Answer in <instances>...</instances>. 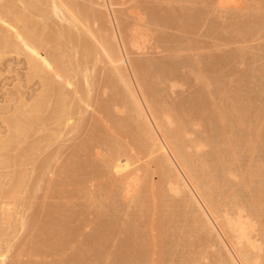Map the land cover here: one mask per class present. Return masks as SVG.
<instances>
[{"label":"rangeland","instance_id":"374dc122","mask_svg":"<svg viewBox=\"0 0 264 264\" xmlns=\"http://www.w3.org/2000/svg\"><path fill=\"white\" fill-rule=\"evenodd\" d=\"M34 1L30 0V2ZM71 1L78 3L77 6L81 5V8H87L91 15L99 20L98 23L95 22L96 24L92 23V26L94 31L97 29L96 33L100 32L103 39H105L104 35L107 36L106 40L111 37V30L117 28L116 24L118 25L116 33L121 34L124 42L127 41L128 44L133 39H137V47L127 46L128 53L133 63L139 64L138 67L141 66L138 68L139 79L150 95V102L156 104L159 110H164V118L170 121L168 130L178 139L179 137L183 139L186 145H191L187 149L189 152L204 158L207 156L205 165L209 174L217 177V181L220 182L221 167L223 162L227 161L226 156L234 151L232 146L238 143L241 147L243 144V150L236 145L240 154L232 155V159L235 157L239 160L233 163V166L235 165L233 169L239 174H236L235 179L232 178L234 176L229 177L230 181L236 185L232 190L229 188H222L224 189L222 190L217 185L213 187H217L214 189L218 190L215 191L217 195L220 190L223 194L225 193L224 195L235 193L236 203L244 206L253 217H258L259 223L264 226V134L258 135L257 139L256 132L252 128L248 136L249 143L253 142V144L249 146L250 148L248 147L249 149L247 147L245 149L244 146L248 142L245 138L247 134L241 132L245 136L239 133V136L243 137H238L235 132L236 138L228 146L224 134L229 130V122L227 123L225 119V122L221 123L217 119L216 108L221 105L220 94L227 92L228 97L235 94L243 100L250 99V118L257 110H263L261 117L264 118L263 2L261 3L260 0H244V2L243 0H104L107 6L103 7L99 5L100 2L102 3L99 0ZM102 7L107 10L105 11ZM42 8L47 10L48 5ZM35 19L36 27L33 31H36L35 41L38 42L40 37L47 38L46 43L50 40L49 46L46 43V45H40L36 42L37 55L45 63L50 59H56L57 55L64 54L60 60L69 73L67 75H71L73 81L69 78V85L66 84L68 87L63 86V88L70 94L79 86L78 89H80L75 92L84 93L82 77L80 75L74 77L76 71L69 68L72 62H75L73 60L75 50L69 47H57V43L54 42L57 37L53 30L55 20L41 31V22L38 18L35 17ZM18 31L21 32V29L19 28ZM87 39L92 41L90 38ZM63 48L66 50L64 51ZM8 51L0 57V137L9 135L5 124L6 118L13 117L20 109H29L30 105L38 104L47 95L45 99L47 110L42 115L44 116L43 124L39 123L36 133L24 141L25 147L33 146L41 141L44 144L42 150L35 155V159L25 170L26 177L21 191L25 193L32 191L33 197L26 198L31 202L27 214L35 222L36 228L41 225V228H48V230H43L46 232L47 239L43 237L44 240L40 241L43 239L42 235L37 238L32 226L28 225L22 229L16 223L22 200V197L18 196L17 206L12 211L11 219L7 220L0 231L2 233L0 257L5 255V264L18 262L26 264L27 261L35 259L36 249H41L42 257L34 260L39 264H73V262H76L75 264H191L200 253H203L205 258L198 264H214V255L217 254L214 253L215 248L208 245L210 243L204 242L205 235L201 228L194 224L193 214L184 207L183 197L170 193L167 185L162 187V184H165L162 181L159 183L160 186L147 185L149 176L144 177L146 173L144 171L153 158L144 145L139 148L134 142L138 134L130 116L131 112L129 113V109L132 108L131 106L124 108L125 99L122 89L111 68L100 60L98 63L93 62L95 65L92 63V76L89 78L90 84L86 90L88 99L82 113L79 114L76 111L74 112L76 114L72 113L73 115L68 119L65 115V120L67 119L68 122H63L59 126L61 134L53 140H48L50 135L57 131L58 124L51 118L50 109L53 110L56 106L57 97L54 93L56 89L59 90L62 87V83L55 79L54 73L46 75L44 82L42 75L33 73L24 53L13 52L12 49ZM89 58L90 56L88 60ZM152 63H156V66ZM191 70L193 75L196 74L195 78L190 73ZM197 76L200 78L196 79ZM212 79L217 80L211 85ZM212 92L214 97H211ZM69 97L72 98L70 95ZM206 98L210 99L209 102ZM206 105L208 107H205ZM79 117L80 123L78 121L76 123ZM227 118L229 121V117ZM75 123L79 127L73 129V125L76 127ZM243 129L245 131V128ZM197 138L204 139L209 146L194 148ZM238 141L243 143L240 144ZM136 148H139L137 150L140 154L135 150ZM112 151L114 154L111 153ZM133 151H137L140 157L138 160L141 165L137 169L132 166L131 157L126 155L134 154ZM122 154H125V157L120 156ZM10 155H13V152ZM249 158L251 159L248 160ZM248 161L250 164L253 163V166L249 165L245 168L249 170L256 167L258 175L263 178L258 176L256 179H246L247 176L245 178L243 174L246 175L248 171L244 168L247 172L242 174L239 170L243 168L241 164L245 163L244 166H247ZM71 167L74 168V174L70 176L72 175L71 178L76 180L72 181L73 188L68 177ZM121 167L136 169L137 174L133 175L135 182L131 187L127 182L128 178L115 177L117 176L116 168ZM239 175L242 176L243 179L240 177L242 181H239L237 177ZM100 178L107 183L106 193L97 192L99 189L96 188L100 186H96V181ZM4 180L6 181V178ZM152 180L155 182L158 179L152 177ZM250 180L253 183L250 184ZM259 183L260 188L257 185ZM92 186L96 189L94 194L89 192ZM101 186L102 189L99 192L103 190L104 185ZM157 187H162L163 192ZM136 188L138 193L135 194ZM88 194L94 197L90 198ZM134 194L141 196H136L135 199L138 198V200H135ZM89 198L92 200L89 201ZM258 204L262 208L256 213L255 208ZM98 222L100 223L97 224ZM255 223L254 226L264 229L259 223L257 224V221ZM92 229L95 231L91 232ZM90 232L91 238L87 236ZM95 235L96 238L92 240ZM84 237H88L91 241ZM34 238H37L40 244H37L38 241ZM83 239L88 241L84 242ZM187 246L191 249L188 250ZM191 252L193 254H190ZM120 255L122 257L126 255L125 260Z\"/></svg>","mask_w":264,"mask_h":264},{"label":"bare ground","instance_id":"6f19581e","mask_svg":"<svg viewBox=\"0 0 264 264\" xmlns=\"http://www.w3.org/2000/svg\"><path fill=\"white\" fill-rule=\"evenodd\" d=\"M99 1H102V3H103L102 4L100 2V4H99L100 6H103V7L107 6V5H105L106 2L104 3V0H99ZM44 2H43V0H35L34 2H30V0H0V57L3 54L8 53L9 49H12L13 52H17V53L22 52L25 54V56L29 60V64H30V67H31L33 73L35 72L37 75H42L41 77H42V80H44V82L46 81V79H45L46 75L54 73L53 75L55 76V79L59 83H62V87L59 90L56 89L57 91H55V93H54L55 96L57 97L56 103H55L56 106L53 110L50 109L51 118L58 124L57 131L52 133L50 135V138H48V140H53L61 134V130H60L59 126L63 122H65V123L68 122L67 119H68V117L73 115L72 113H74L76 111L79 114L82 113V111L84 109L83 106L85 105V103L88 99V92L86 90L90 84L89 78H91L90 76H92L93 64L96 62L98 63L99 60L101 62L103 61L104 64L108 65L111 68V71L113 72L114 77L117 79L118 83L120 84V87H121L122 93H123V97L125 99L124 108L130 107V106L132 108V109H129L130 110L129 113L130 112L132 113V115L130 113V116L136 125L135 129H137L138 136L135 138V141H134V142H136V144H138L136 146L137 147L139 146V148H141L140 146L144 145V147L147 148L148 151L150 152V153L149 152L148 153L151 155V158H153V161H151V163H148V165L145 168L146 171H144V172H146L144 177L147 178L149 176V180H148V182H146L147 185L152 186V184H155V185L160 186L159 183L163 182L165 184L164 185L162 184V187L167 185V189L170 193H172L174 195H181L183 197L184 207L191 214H193V217L195 218L194 220L192 219L194 224L199 226L201 228L202 233L205 235L206 241L204 240V242L210 243L208 245L215 248L214 253L216 252L217 254L214 255L215 256V258L213 259L214 264H264V229H261L260 227L254 226V225H256L255 221H257V224L259 223V220H258L259 218L257 217L258 218L257 219L255 217H253V215L249 214L246 211L244 206L236 203V194L235 193H232L230 195H224L225 193L223 194L222 191L220 190L219 191L220 193L218 192V195L220 196V194L222 193L224 196L221 194L220 198H218L219 196L216 193L218 190L217 191L214 190L217 187H213V186L217 185V186H220L219 189L229 188L232 190L233 186L236 185V183L234 184L230 181L231 178L229 179V177L234 176L232 178L235 179L236 174H239L236 172L237 170L233 169V168H235V165L233 166V163L236 161L239 162V160H237L235 157H234V159H232V155L234 153H236L234 156L238 155L237 153L240 154V152H238V150H239L238 147L242 149L243 148V146H242L243 142L238 141V142H240V144H242L241 147L238 146V143H236V145L238 147H236V145L232 146V147H234L233 149L231 148L232 151L234 150L232 152V154L229 156L225 155L227 161L223 162L224 164L222 165V167H221L222 170L220 172V182L217 181V177L209 174L208 168L205 165V162L207 161V159H206L207 156L204 158L201 155H196L195 153L189 152L187 149L189 147H191V145L190 146L186 145V143L183 139H180V137L178 139L177 136L175 137V135H173V133L168 130V125L170 124V121L168 119L164 118V114H163L164 110H159V108H157L156 104L150 102V100H149L150 95L146 92L145 88L143 87V85L141 84V81L139 79L138 68L141 66L138 67L139 64H134L133 61L130 59L129 53H128L129 45H131L132 47H135V46L137 47V44H138L137 39H133L128 44L126 43L127 41L124 42L125 40L122 39V37L120 36L121 34L118 35L116 33L118 30L117 29L118 25L116 23L115 24H116L117 28L112 29V30L110 29L112 31V33L110 35L111 37L109 39L107 38V40H106L107 36L105 37V35H104L105 39H103L100 35V32H98L100 35V37H99L98 33H96L97 29H95L96 31H94L93 26H92V23H95L97 21L99 22V20L96 19L94 16H92L90 11L87 8H85V7L81 8L80 7L81 5L77 6L78 3L76 4L75 2H72L71 0H46ZM243 2H244V0H243ZM260 2L261 3L263 2V4H264V0H260ZM232 3H234V2H232ZM46 5H48V9L43 10L42 6H46ZM108 5H110V4H108ZM243 8H244V6H243ZM241 9H242V7H241ZM104 10L106 11L107 9L105 8ZM94 13H95V11H94ZM96 16H98V15H96ZM35 17L38 18L39 22H41V25H42L41 31H44V29L48 27V24L55 20L53 23L55 26V29H53V30H55V34L57 37L56 41H54L57 43V47H66V48L69 47V48H72V50L73 49L75 50V51L73 50L74 51V57H75L73 60H75V62H72V66H71L73 69L70 66H69V68L71 70H73L74 72L76 71L74 73L75 74L74 77H76L78 75H80L82 77V81L84 82L83 83L84 84L83 89H85V92H84V90H82V89L81 90L84 93H82L81 91L79 93H77L78 91L75 92L76 90L80 89V88L78 89L79 86L76 87L75 84H74V87H76L77 89L75 88L76 90L73 91L74 90V88H73V90H72L73 92L72 93L69 92L70 94H68V92L65 91V89L63 88V86L68 87V86H66V84L69 85L68 79L72 77L71 75H67L69 73L67 72L66 67L63 65L64 63L60 60L62 57H64L63 56L64 54L62 56L61 55L59 56L56 54L58 57L55 56V54H54V56L57 58L54 59L55 57L53 56L54 60L50 59L49 62L45 61V63H43L44 61L41 60L42 58H40V56L37 55V49H38L36 46L37 43L40 45L45 44L47 38L40 37L38 42L35 41L36 39L34 36H35L36 31L33 32L35 30V27H36ZM250 19H252V18H250ZM261 20H263V18ZM109 21H110V19H109ZM104 22H105V20H104ZM252 22H253V20H252ZM17 25H19L21 32L18 31L19 28H17ZM184 25L186 26V24H184ZM250 29H249V31H250ZM87 38H90L92 41H90ZM86 41H88V42L86 43ZM48 43L50 44V40H47V43H46L49 46ZM65 50L66 49H64V51ZM88 51H90V53H91V54L89 53L90 55L88 54ZM68 52L69 51H67V53ZM69 53H71V52H69ZM79 53H81V55ZM65 54H66V52H65ZM89 56H90V58L88 60ZM50 57H52V54H50ZM67 58H68V56H67ZM47 60H48V58H47ZM48 63H50V65H48ZM51 63H52V65H51ZM68 63H70V62H68ZM74 64H75V66L73 67ZM154 64L156 66V63H154ZM129 66H130V70H129ZM157 67H158V65H157ZM167 67H169V66H167ZM110 68H108V69H110ZM170 69H172V68H170ZM68 71H69V69H68ZM190 73H192V75L194 74L192 72V70L190 71ZM194 76H196V74L193 75V77ZM170 77H171V75H170ZM199 78H200L199 76L196 77V79H199ZM215 80H217V79H214V80L212 79V82H210L211 85L214 83L213 81H215ZM72 81H73V79H72ZM76 85H78V84H76ZM215 85L217 86L218 84H215ZM71 88H72V86H71ZM207 88L209 89V87H206V89ZM218 89H219V87H218ZM69 91H71V90L69 89ZM204 91H206V90H204ZM212 94H213V92H212ZM212 94H210V95H212ZM69 95L72 98H70ZM220 96L221 97H220L219 101H220L221 105L219 107H216L218 110V114H217L218 118L217 119H219V121L221 123L225 122V119H226L227 123L229 122L228 123L229 130L227 132H225V134H224L226 144L228 145L230 142L234 141L233 139L236 138L237 134H238L237 135L238 137H243V136H245V134H247L246 135L247 137L245 136V138H247L248 142H246V139L244 138L245 142L247 143V145L244 147H245V149H246V147H247V149H249L250 148L249 146L253 144L252 141H251L252 144L249 143L250 138L248 136L251 134L250 133L251 129L253 128V130H255L256 135H257V139H258V135H260L262 133L264 134V118H263V116L261 117V113L263 112V110H257L256 112H254V115L252 113V117L250 118L249 115L251 114V108H250V106H251L250 102L251 101L249 98L248 99L246 98L245 100H243L240 97L235 96V94L232 97H228L227 92H224V93L222 92L220 94ZM204 97H206V95ZM211 97H214V94ZM46 98H47V95H45L43 97L42 101H40L38 104H36V105L34 104V106L30 105L31 107L29 109H20L16 112V115H14L13 117H10L9 119L6 118L7 120L5 119V122H6L5 124H6V127L8 129L9 135L7 137H0V231H1V228L3 227V225L7 222V220L11 219L12 211H14L15 207L17 206L16 199L18 196H21L22 200L20 202L19 212L17 214L18 222H16V223L19 224L22 229H25L28 225L32 226V229L34 231H36L35 236H37V238H39V236H41V235H42V238L47 236L46 232H44L43 230H45V229L48 230V228H44V227L41 228V225L38 226V228H36L35 222L32 221V219H30L29 215L27 214V212L29 211V209L31 207V202H30V200L27 201V199H29L28 197H30V196L33 197L32 191H30L29 193H25V192L21 191L23 181L26 177L25 170L27 169V166H29L33 162V160L35 159V155L39 151H41L43 148V144H44L43 141H41L40 143H36L33 146H29V147L24 146V141L30 135L36 133V131L38 130L39 123L43 124L42 118H44V116H42V115H43V112L44 111L46 112V110H47L46 106H45V102H46L45 99ZM69 98L71 100H69ZM208 98H210L209 95H208ZM208 98H206L207 102H209L208 100H210ZM213 100H214V98H213ZM204 101H206V100H204ZM214 106H216V105H214ZM205 107H208V106L206 105ZM72 108H73V110H72ZM199 110H200V108H199ZM74 114H76V113H74ZM183 114H184V112H183ZM225 114H227V115H225ZM65 115L67 116L66 120H65ZM208 115H206V116H208ZM227 117H229V121H228ZM181 118H183V117H181ZM97 120H99V119H97ZM211 120H210V123H211ZM77 121L78 122L80 121V117H79V120H76L75 122L78 123ZM204 122H206V120ZM73 126H72L73 129L79 127L77 124H76V127H75V125H73ZM222 127L224 129V126H222ZM242 127L245 128V131H243L244 129ZM240 130H242V131H240ZM207 131H208V129H207ZM224 131H225V129H224ZM235 132H237V134H235ZM241 132H244L245 134L243 135ZM239 133L243 136H239ZM209 136H211V135H209ZM48 137H49V135H48ZM94 137H96V136H94ZM226 144L224 143V145H226ZM206 145L209 146L207 141H205L202 138H197V142L193 145V147L194 148H200V147L206 146ZM139 148H136L135 150H137V149L139 150ZM235 149L237 151H235ZM251 149H252V146H251ZM115 151H118V149H115ZM137 151H135V152L133 151L134 154H132V155L126 154L127 156L131 157V159H132L131 164H132V166H134V168L136 167V169L138 166L140 167V165H141V163L138 160V159H140V157L138 155L139 151L138 152ZM12 152H13V155H10V153H12ZM111 153H113V151ZM217 153H219V152H217ZM139 154H140V152H139ZM120 156L125 157V154H122ZM200 157H202V160H200ZM220 157H222V156H220ZM250 159L251 158H249L248 160H250ZM221 160H222V158H221ZM249 162L250 161H248L247 164ZM219 164H220V162H219ZM244 165H245V163L243 165L241 164V166L243 168L242 169H241V167L239 168L242 170V171L239 170L240 172H242V174H243V172H245L247 170V168H245V167H248L249 165L253 166V163H251V164L249 163L247 166H244ZM251 166L249 168H251ZM117 167H119V166H117ZM134 168H131V167H129V168H122L121 167L120 169L116 168L117 172H115V173L117 174V176H115V175L114 176L115 177L119 176V178H128L129 181H127V182L131 187L132 183L135 182V178H134L135 175L134 174H137L135 171L136 169H134ZM244 168L246 170H244ZM70 169H71V172L69 173V176H68V177H70V179L69 178L68 179L71 182L70 183L71 187L73 188L74 185L72 184L73 183L72 181H76V180H73L71 178V177H73L72 175L74 174V172H73L74 168L71 167ZM70 169H69V171H70ZM251 170H252V172H251ZM247 171H246L247 173L245 172L246 175L243 174L245 176V178L247 176L246 179H248V178L249 179H252V178L256 179L257 176L262 177V176L258 175L259 173H258V169L256 167H254V168L252 167L251 169H249ZM70 174H72V175L70 176ZM241 175L237 176L239 178V181H242V180H240V177L242 178ZM152 177H157L158 180H156L154 182V180H152ZM5 178H6V181L4 180ZM102 178H100V180ZM131 179L132 180L134 179V181H131ZM98 180L96 181V184H97L96 186H98V187L100 186V188H96V189L97 190L102 189L101 185H104V187H103L102 191L99 192V190H98L97 192L99 194L100 193L101 194L106 193L108 190L107 189L108 188L107 183H105L104 179H102L103 181L101 180L102 184H101V181L100 180L98 181ZM91 182L93 183V181H91ZM103 182H104V184H103ZM125 182H126V179H125ZM127 182L125 184H127ZM251 183H253L252 180H250V184ZM99 184H101V185H99ZM218 184H220V185H218ZM105 185H106V187H105ZM257 185L260 188V186H259L260 183ZM162 187L158 188L161 192H163L161 190ZM91 188H92V190L94 189L93 186ZM90 189H88V190H90ZM96 189H94L93 191L90 190L89 191L90 194H94V191ZM105 189H107V190H105ZM153 189H154V187H153ZM222 190H224V189H222ZM91 191L93 193H91ZM136 193H138L137 188H136L135 194ZM90 194H88V195H90ZM135 194H134V199L136 196L139 197V195H140V194H138V195H135ZM92 197H94V196L90 195V198H92ZM90 198H89V201L92 200ZM136 199L138 200V198H136ZM261 208H262L261 205L258 204L257 208H255L256 209L255 212L257 213V211H259ZM90 222H89V224H91ZM99 223L100 222H98L97 224H99ZM94 224H96V223H94ZM260 226H261V224H260ZM48 227L51 228V226H49V225H48ZM78 228H80V227H78ZM82 228H84V227H82ZM102 228H104V226ZM263 228H264V226H263ZM74 229H75V227H74ZM96 229H97V227H96ZM47 230H45V231H47ZM80 230L81 229H79V231ZM93 230L94 229H92L91 232H93ZM91 232L87 236L90 237ZM254 232L256 234H254ZM1 234L2 233L0 232V236H1ZM43 234H45V235H43ZM77 235H78V233H77ZM37 238H34V239H36V241H38ZM85 238L86 237H84V239ZM94 238H96V235H95V237L93 236L92 240ZM45 239H47V238L45 237ZM86 239H88V237ZM43 240H44V238L40 241H43ZM88 240H84V242L88 241ZM79 241L81 243V240H79ZM89 241H91V239ZM37 244H40L39 241L37 242ZM92 245L93 244H91V246ZM188 246H189V244H188ZM188 246H187V248H188ZM189 249H191V248H188V250ZM36 250L37 251H35V254H34L35 259L34 260H38V258L42 257L41 252H40L41 249H36ZM76 250H78V249H76ZM192 252L190 254L196 253V252H193V253ZM118 253H117V255H119ZM187 253H186V256H188ZM122 255H123V253H122ZM160 256H161V254H160ZM193 256H195V255H193ZM124 257H122V258L124 259ZM122 258L120 260H122ZM189 258H191L190 255H189ZM204 258L205 257L203 255V253H200L198 258L196 257L192 261L191 264H198V263H200V260L204 259ZM34 260L27 261L26 264H39V263L35 262ZM185 260H187V259H185ZM5 262H6L5 255H1L0 264H5ZM75 263L73 262V264H75ZM17 264H24V263L18 262ZM181 264H186V263H181Z\"/></svg>","mask_w":264,"mask_h":264}]
</instances>
